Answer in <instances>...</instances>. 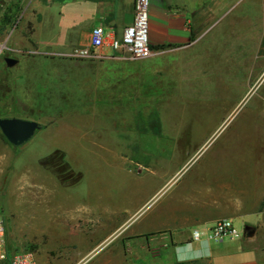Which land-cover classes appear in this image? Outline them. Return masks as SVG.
I'll list each match as a JSON object with an SVG mask.
<instances>
[{
	"label": "crops",
	"instance_id": "0c3cea01",
	"mask_svg": "<svg viewBox=\"0 0 264 264\" xmlns=\"http://www.w3.org/2000/svg\"><path fill=\"white\" fill-rule=\"evenodd\" d=\"M133 19L134 0H30L28 16L14 26L24 33L10 60L30 96L44 73L52 104L89 114L83 122L107 123L98 128L126 129L108 143L131 148L115 154L109 184L93 190L97 200L65 211L64 256L76 258L69 264H264V0H151L150 43L166 47L163 55L62 56L88 46L98 25L121 40ZM252 102L240 121L160 116L229 105L233 113ZM224 219L244 224L243 236L208 240Z\"/></svg>",
	"mask_w": 264,
	"mask_h": 264
},
{
	"label": "rangeland",
	"instance_id": "374dc122",
	"mask_svg": "<svg viewBox=\"0 0 264 264\" xmlns=\"http://www.w3.org/2000/svg\"><path fill=\"white\" fill-rule=\"evenodd\" d=\"M29 1L0 0V25L10 9L15 10L18 25L23 24L28 16ZM8 28L0 32V44L7 47L0 55V118L21 115L42 123L43 128L20 147L2 137L0 129V218L6 223L7 243L11 250L30 252L39 264H69L76 258L72 256L68 261L67 255L63 254L64 246L67 248V244L62 243L65 211L97 200L99 196L94 195L93 190L101 182L109 184V172L119 163L115 154L125 155L131 148L108 143L116 133L125 135L126 129L98 128L99 124H107L100 121L83 122L89 114L73 112L76 107L72 105L34 108L29 82L19 75L20 68L7 62V59L18 58L11 48L17 46L24 32L14 26ZM252 105L253 102L243 107L240 104L233 113L234 106L229 105L223 112L207 113L201 108H188L185 112L176 109L175 114L166 112L160 116L167 122L240 121L248 117ZM261 114L264 119V103ZM150 119H157V114H143L141 120ZM85 125L89 127L85 128ZM235 226L243 236L244 224L235 223ZM72 241L75 247L81 243L76 236ZM102 259L101 256L97 260Z\"/></svg>",
	"mask_w": 264,
	"mask_h": 264
},
{
	"label": "built area",
	"instance_id": "2783aa9c",
	"mask_svg": "<svg viewBox=\"0 0 264 264\" xmlns=\"http://www.w3.org/2000/svg\"><path fill=\"white\" fill-rule=\"evenodd\" d=\"M245 0H237L240 4ZM150 7L151 0H134V19L123 33L121 40L113 38L104 25L95 26L91 31L88 46L78 48L62 56L81 59L104 61L118 59L125 61H145L163 55L166 49L155 48L150 43ZM0 55L6 45L0 44ZM242 233L232 219L218 221L207 233L208 240L222 242L237 241ZM199 231L193 234V240L199 241ZM0 264H39L35 255L30 252H16L7 243V228L4 219L0 218Z\"/></svg>",
	"mask_w": 264,
	"mask_h": 264
},
{
	"label": "water",
	"instance_id": "95a60500",
	"mask_svg": "<svg viewBox=\"0 0 264 264\" xmlns=\"http://www.w3.org/2000/svg\"><path fill=\"white\" fill-rule=\"evenodd\" d=\"M10 66L15 62L7 59ZM43 128V124L23 118H4L0 119V129L5 138L15 147L24 146Z\"/></svg>",
	"mask_w": 264,
	"mask_h": 264
},
{
	"label": "trees",
	"instance_id": "16d2710c",
	"mask_svg": "<svg viewBox=\"0 0 264 264\" xmlns=\"http://www.w3.org/2000/svg\"><path fill=\"white\" fill-rule=\"evenodd\" d=\"M16 15L17 14H16L15 10L14 9L13 10L10 9L9 14H7L6 16H4V19L2 20V24L0 25V32L6 31L7 29H9V28H6L8 26L11 27V26H15L17 24V21H18L17 18L18 17ZM158 48L159 49H165L166 47H158ZM38 76H40V79L33 82V85L35 86V88H34L35 89L34 90L35 93H34L33 98H32V100H33L32 102L34 104L33 107L34 108L35 107H41L42 105H45L47 107H50L51 105H53L52 104L53 99L50 98L48 95L45 94V89H44L45 86H46V83H45V74L44 73L38 74ZM17 95L18 94L16 93V97L19 99L20 97L17 96ZM54 100H55V98H54ZM32 110H34V109H32ZM4 118H23V119H28V120L30 119V120H32V118L24 117V116H21V115L3 116L0 119H4ZM1 136L4 137L3 134H1Z\"/></svg>",
	"mask_w": 264,
	"mask_h": 264
}]
</instances>
